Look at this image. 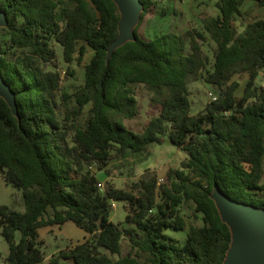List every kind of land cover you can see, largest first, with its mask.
<instances>
[{
	"label": "trees",
	"instance_id": "16d2710c",
	"mask_svg": "<svg viewBox=\"0 0 264 264\" xmlns=\"http://www.w3.org/2000/svg\"><path fill=\"white\" fill-rule=\"evenodd\" d=\"M139 2L131 38L114 45L115 0H0V78L13 101L0 95V171L24 204L0 202L3 264H224L233 234L214 190L264 211V17L244 22L245 0H215L218 15L203 22L215 44L210 60L195 28L141 35L143 17L159 2ZM55 44L67 63L92 52L71 91L62 81L73 73L59 68ZM235 75L247 76L243 86ZM197 80L216 98L193 111L188 85ZM136 84L159 106L140 131L125 124L138 112ZM162 136L186 154L163 180L150 172L127 188L98 185L94 169ZM113 200L128 209L124 223L111 220ZM183 204L199 224L186 228ZM68 221L87 236L45 261L39 229ZM169 229H187L184 242Z\"/></svg>",
	"mask_w": 264,
	"mask_h": 264
},
{
	"label": "rangeland",
	"instance_id": "374dc122",
	"mask_svg": "<svg viewBox=\"0 0 264 264\" xmlns=\"http://www.w3.org/2000/svg\"><path fill=\"white\" fill-rule=\"evenodd\" d=\"M159 5L151 7L148 13L143 17L142 23L139 26V33L152 39L162 33L171 30L176 33H181L187 28H195L201 31L205 37V41H201L204 52L208 55L209 59H213L212 49L214 41L203 27V22L207 17H216L218 9L215 5V0H157ZM161 7H165L166 13L162 14ZM244 14V22L253 18L264 17V8L258 6L254 0H245L242 7ZM235 24H240V19L236 20ZM59 68L65 72L69 67L70 72L73 74L64 73L62 87L68 91L75 89L83 83V64L86 63L91 55V51H87L83 61L78 64L74 61L67 63L63 61L61 47L55 44ZM240 85L243 86L247 80V76L235 75L233 77ZM241 86V87H242ZM241 87L238 90L239 94ZM136 98L138 102V112L130 119H125V124L128 128L140 131L147 123L149 118L156 115L158 112V105L150 102L149 91L142 85H134ZM189 98L192 103L193 111L199 110L210 99L209 92L212 91L216 94L215 89L206 84L202 80L192 81L188 85ZM186 156L185 152L177 148L166 136L145 148L140 153L123 152L114 155L107 164L105 170L98 171L94 169L97 177L99 178L102 187L106 183H111L119 188H127L128 185L137 180L147 173L153 172L159 179L165 178L168 168H176L180 166L181 160ZM0 202L8 205L12 209L23 210L22 191L11 184H8L3 179V174L0 171ZM127 207L123 200H113L111 220L113 222H123L126 218ZM191 205L183 204L181 206V213L186 220V228L190 224H199L200 220L190 218ZM184 231L166 230L180 243L185 240ZM87 236L82 229L75 226L72 222L68 221L64 225H46L39 229V239L42 242V250L45 253V261L50 255L61 248L74 245L82 241ZM19 234H16V238ZM234 244V242H233ZM232 244V247H233ZM128 249L127 240H122V251ZM9 251L8 243L3 238L0 232V264L4 263V258Z\"/></svg>",
	"mask_w": 264,
	"mask_h": 264
},
{
	"label": "water",
	"instance_id": "95a60500",
	"mask_svg": "<svg viewBox=\"0 0 264 264\" xmlns=\"http://www.w3.org/2000/svg\"><path fill=\"white\" fill-rule=\"evenodd\" d=\"M121 18L120 35L114 45L131 38L132 28L138 22L141 3L139 0H115ZM4 23L0 12V24ZM0 95L13 104L12 93L0 78ZM213 198L222 218L228 223L233 234V247L229 250L224 264H264V211L252 208L228 198L215 189Z\"/></svg>",
	"mask_w": 264,
	"mask_h": 264
},
{
	"label": "built area",
	"instance_id": "2783aa9c",
	"mask_svg": "<svg viewBox=\"0 0 264 264\" xmlns=\"http://www.w3.org/2000/svg\"><path fill=\"white\" fill-rule=\"evenodd\" d=\"M209 97H210V99L213 100V99L216 98V94H214L212 91H210V92H209ZM98 185H99L100 187H102V184H101V183H99Z\"/></svg>",
	"mask_w": 264,
	"mask_h": 264
},
{
	"label": "crops",
	"instance_id": "0c3cea01",
	"mask_svg": "<svg viewBox=\"0 0 264 264\" xmlns=\"http://www.w3.org/2000/svg\"><path fill=\"white\" fill-rule=\"evenodd\" d=\"M66 223H67V222H65L64 224H66ZM64 224H62V225H64ZM62 225H61V226H62Z\"/></svg>",
	"mask_w": 264,
	"mask_h": 264
}]
</instances>
